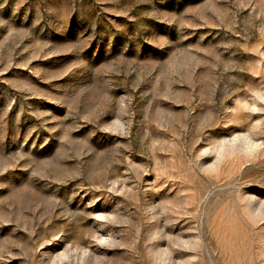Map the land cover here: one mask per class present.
<instances>
[{"label":"rangeland","instance_id":"rangeland-1","mask_svg":"<svg viewBox=\"0 0 264 264\" xmlns=\"http://www.w3.org/2000/svg\"><path fill=\"white\" fill-rule=\"evenodd\" d=\"M0 264H264V0H0Z\"/></svg>","mask_w":264,"mask_h":264}]
</instances>
